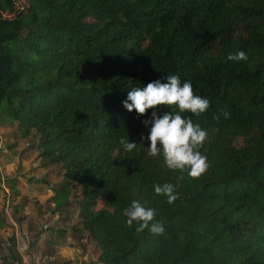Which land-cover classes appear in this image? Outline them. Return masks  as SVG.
<instances>
[{
	"label": "trees",
	"instance_id": "1",
	"mask_svg": "<svg viewBox=\"0 0 264 264\" xmlns=\"http://www.w3.org/2000/svg\"><path fill=\"white\" fill-rule=\"evenodd\" d=\"M25 1L16 12L0 0V115L81 186L80 229L98 261L264 264V0ZM237 50L247 60H226ZM167 74L210 101L182 114L207 131L197 178L149 156L141 120L151 109L121 103ZM165 182L176 185L171 204L154 192ZM132 200L155 209L162 234L125 225Z\"/></svg>",
	"mask_w": 264,
	"mask_h": 264
},
{
	"label": "rangeland",
	"instance_id": "2",
	"mask_svg": "<svg viewBox=\"0 0 264 264\" xmlns=\"http://www.w3.org/2000/svg\"><path fill=\"white\" fill-rule=\"evenodd\" d=\"M12 2L16 12L26 6ZM18 134L17 122L0 115V264H102L80 229L81 186L47 162L36 136ZM103 207L99 199L94 209Z\"/></svg>",
	"mask_w": 264,
	"mask_h": 264
},
{
	"label": "clouds",
	"instance_id": "3",
	"mask_svg": "<svg viewBox=\"0 0 264 264\" xmlns=\"http://www.w3.org/2000/svg\"><path fill=\"white\" fill-rule=\"evenodd\" d=\"M226 60H247V54L244 50H237L228 53ZM121 103L127 111L135 110L139 116L151 109L147 118L141 120L148 129L147 136H142L141 140L149 142V156L161 155L165 166L170 170H178L182 174L181 178L185 173L190 178H197L208 169L207 157L199 151L207 131L198 123H193L190 116L182 114L189 112L200 116L209 108L210 101L207 97L194 94L190 81L181 82L178 75L167 74L162 79L150 81L142 87H131ZM161 106H169L171 110L161 111ZM221 115L226 119L229 113L223 111L214 114L213 118L219 120ZM121 145L125 152L136 148V142L129 138L122 139ZM153 187L155 194L166 197L169 204L178 196L176 185L170 182L157 183ZM123 215L126 217L125 225L131 227L135 223L137 232L147 228L150 233L158 235L164 231L163 222L154 220L155 209L145 207L139 200H132L123 209Z\"/></svg>",
	"mask_w": 264,
	"mask_h": 264
}]
</instances>
